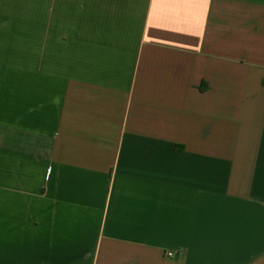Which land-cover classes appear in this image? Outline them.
I'll return each mask as SVG.
<instances>
[{
	"label": "crops",
	"instance_id": "obj_1",
	"mask_svg": "<svg viewBox=\"0 0 264 264\" xmlns=\"http://www.w3.org/2000/svg\"><path fill=\"white\" fill-rule=\"evenodd\" d=\"M0 264H264V0H0Z\"/></svg>",
	"mask_w": 264,
	"mask_h": 264
}]
</instances>
